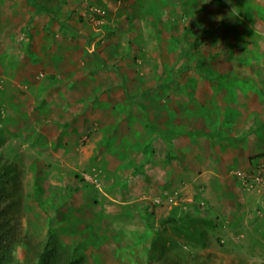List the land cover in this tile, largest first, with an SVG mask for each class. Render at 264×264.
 Wrapping results in <instances>:
<instances>
[{
	"label": "rangeland",
	"instance_id": "obj_1",
	"mask_svg": "<svg viewBox=\"0 0 264 264\" xmlns=\"http://www.w3.org/2000/svg\"><path fill=\"white\" fill-rule=\"evenodd\" d=\"M162 1L0 0L9 215L84 264H264V0Z\"/></svg>",
	"mask_w": 264,
	"mask_h": 264
},
{
	"label": "trees",
	"instance_id": "obj_2",
	"mask_svg": "<svg viewBox=\"0 0 264 264\" xmlns=\"http://www.w3.org/2000/svg\"><path fill=\"white\" fill-rule=\"evenodd\" d=\"M162 4L166 5L167 2L164 0ZM94 17L99 19L103 16L98 12L94 13ZM166 140L167 152H169L172 148V141L171 139ZM11 180L8 172L0 170V264H13L10 251L13 245H19L24 249L21 264H84L81 253L74 246L62 245L55 236L48 232L41 237L29 235L25 233L21 224L16 225L12 222L9 207L14 203V194L10 193L7 188V182L10 183ZM173 221H177L174 216L163 220L164 223Z\"/></svg>",
	"mask_w": 264,
	"mask_h": 264
},
{
	"label": "crops",
	"instance_id": "obj_3",
	"mask_svg": "<svg viewBox=\"0 0 264 264\" xmlns=\"http://www.w3.org/2000/svg\"><path fill=\"white\" fill-rule=\"evenodd\" d=\"M212 130L215 131V132H212V133H217V135L212 134L213 138H219L220 137L221 141H225V139H227V141H230L231 137H234V135H239V139H241L242 136H243L242 135L243 133L242 134L241 133H237V134H233V135L229 134V136H226V134H227L226 132H221L219 130L217 131L214 128ZM169 136H171V135H169ZM166 139H171V141H172V137H166L165 138V143L166 144H167V140ZM172 146H173V143H172ZM167 150H168V148H167ZM171 150H172V148H171ZM171 150L169 152H171ZM210 153H211V151H210ZM249 153H251V152L249 151ZM216 156H217V159H216ZM213 158H214V160H213ZM213 158H212V156H210V180H211V178L213 176V171H218L219 170L215 166V165H217L216 161L218 162V160H220L221 162L224 163L225 167L236 166L237 164H239L240 166L242 165L244 168L247 169V168L250 167L249 160L251 158V155L248 156L247 154H242L240 156V154H236L235 152H227V151L220 152V154H219V152L217 151L216 155H215V153H213Z\"/></svg>",
	"mask_w": 264,
	"mask_h": 264
},
{
	"label": "built area",
	"instance_id": "obj_4",
	"mask_svg": "<svg viewBox=\"0 0 264 264\" xmlns=\"http://www.w3.org/2000/svg\"><path fill=\"white\" fill-rule=\"evenodd\" d=\"M39 76H40V77H42L43 75H42V74H40Z\"/></svg>",
	"mask_w": 264,
	"mask_h": 264
}]
</instances>
